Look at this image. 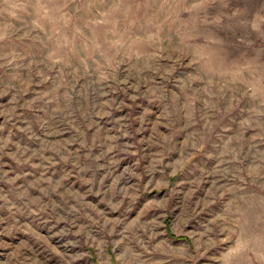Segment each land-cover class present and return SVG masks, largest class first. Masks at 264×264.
<instances>
[{
  "label": "rangeland",
  "instance_id": "374dc122",
  "mask_svg": "<svg viewBox=\"0 0 264 264\" xmlns=\"http://www.w3.org/2000/svg\"><path fill=\"white\" fill-rule=\"evenodd\" d=\"M0 264H264V0H0Z\"/></svg>",
  "mask_w": 264,
  "mask_h": 264
}]
</instances>
